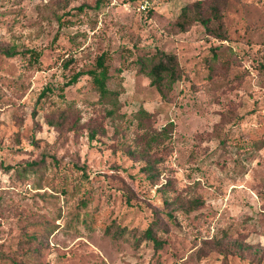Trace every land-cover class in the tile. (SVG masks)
<instances>
[{"label": "rangeland", "instance_id": "374dc122", "mask_svg": "<svg viewBox=\"0 0 264 264\" xmlns=\"http://www.w3.org/2000/svg\"><path fill=\"white\" fill-rule=\"evenodd\" d=\"M193 1L0 0V264H264V0H203L223 37L172 26ZM102 53L110 97L66 83Z\"/></svg>", "mask_w": 264, "mask_h": 264}, {"label": "trees", "instance_id": "16d2710c", "mask_svg": "<svg viewBox=\"0 0 264 264\" xmlns=\"http://www.w3.org/2000/svg\"><path fill=\"white\" fill-rule=\"evenodd\" d=\"M203 0H195L189 4L182 6L180 13L176 16L175 20L172 22V26L176 29L184 30L186 27L191 24L193 21H200L205 27L207 32H214L219 37H223L219 29H215L210 24L213 19H220V5L217 2H212L209 4V14L203 12L200 8ZM152 7L146 9L147 12L151 11ZM15 50L13 48L0 45V53L7 55L14 54ZM34 59H37L38 52L36 50H31ZM138 71L143 73L149 78V84L155 86L163 98H166L168 92L172 89V86L175 81L181 79L184 75V70L180 64V61L176 54L171 51H166L160 48H157L153 54L147 58H138ZM84 73H87L91 76L92 82L95 85V90L99 94L100 99H106L111 96L114 92L110 90L107 86V79L109 77L108 67L104 63V55L100 54L96 58L95 66L86 71H77L72 74V76L67 80V84L75 82L78 77ZM172 122H169V125H172ZM169 131L168 126L162 128V130L150 135L152 139H160L162 134L166 135ZM30 166L34 165L32 163ZM146 169L149 173H152L153 163L151 161L146 162ZM9 169V166H6ZM150 226H147L143 230V236L147 239H151L155 246L161 244V239L158 238L153 232L154 222H150ZM15 264H26L22 260L13 259Z\"/></svg>", "mask_w": 264, "mask_h": 264}, {"label": "built area", "instance_id": "2783aa9c", "mask_svg": "<svg viewBox=\"0 0 264 264\" xmlns=\"http://www.w3.org/2000/svg\"><path fill=\"white\" fill-rule=\"evenodd\" d=\"M37 1V0H36ZM38 1H46V0H38ZM140 7L142 9L144 8H148L150 5V0H141V2L139 3Z\"/></svg>", "mask_w": 264, "mask_h": 264}]
</instances>
